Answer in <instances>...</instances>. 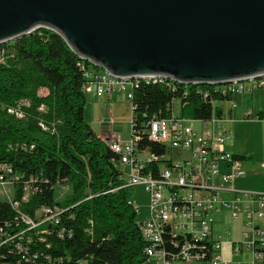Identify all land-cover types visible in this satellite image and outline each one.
<instances>
[{
  "label": "trees",
  "instance_id": "trees-1",
  "mask_svg": "<svg viewBox=\"0 0 264 264\" xmlns=\"http://www.w3.org/2000/svg\"><path fill=\"white\" fill-rule=\"evenodd\" d=\"M0 50V178L13 184L11 201L0 198V264H147L148 243L122 186L118 155L85 121L82 67H92L45 28ZM135 84L129 104L131 124L141 130L138 149L159 157L163 146L143 134L148 122L171 120L175 102L178 118L220 121L217 103L233 99L222 92L231 91L226 86Z\"/></svg>",
  "mask_w": 264,
  "mask_h": 264
},
{
  "label": "water",
  "instance_id": "water-1",
  "mask_svg": "<svg viewBox=\"0 0 264 264\" xmlns=\"http://www.w3.org/2000/svg\"><path fill=\"white\" fill-rule=\"evenodd\" d=\"M39 28L121 81L264 78V0H0V47Z\"/></svg>",
  "mask_w": 264,
  "mask_h": 264
},
{
  "label": "built area",
  "instance_id": "built-area-1",
  "mask_svg": "<svg viewBox=\"0 0 264 264\" xmlns=\"http://www.w3.org/2000/svg\"><path fill=\"white\" fill-rule=\"evenodd\" d=\"M3 55L0 50V64ZM82 69L85 70V95L94 94L100 98L122 94L131 103L133 90L139 84L108 82L92 68ZM263 87L264 82L241 85L229 93L241 95L248 89ZM185 120L174 116L171 120L148 122L143 134L151 141L159 140L164 149V155L160 157L149 151H139L138 132L141 130H137V123H130L127 141L115 137L108 142L110 150L118 155L123 188L142 186L150 196L149 220L137 221L142 237L148 243L146 263L229 264L222 255L220 238L213 237L215 219L223 208H227L234 217L243 215L249 229L241 243L247 253L243 264H264V196L249 192L238 194L233 189L234 180L243 173L238 159L225 149L227 137L219 120L214 117L208 122L189 119L191 127ZM110 121L113 124V119ZM174 151L186 155L175 161L171 158ZM154 162L157 165L155 171L149 169ZM3 170L11 174L9 168ZM12 185L10 179L0 178V188ZM223 194L232 195V198L225 201ZM13 206L16 209L17 203ZM135 210L137 212L136 207ZM21 220L34 226L24 216ZM2 234L0 229V239ZM234 253L239 256L240 248H235Z\"/></svg>",
  "mask_w": 264,
  "mask_h": 264
},
{
  "label": "crops",
  "instance_id": "crops-1",
  "mask_svg": "<svg viewBox=\"0 0 264 264\" xmlns=\"http://www.w3.org/2000/svg\"><path fill=\"white\" fill-rule=\"evenodd\" d=\"M87 95L90 96L93 111H95L98 115L103 112V105H106L107 108L108 105L113 108V106L117 104L115 96L98 98L94 94ZM224 104L220 103L222 115L219 125L222 132H224L227 137L225 149L228 153L238 159L240 170L243 173L242 176L234 180L232 187L238 194L249 192L264 196V118L258 117L259 114L264 115V87L248 89L241 95H233L232 101L224 102ZM87 105L88 103L86 100L85 115L88 108ZM128 105L130 106L129 103ZM109 112L111 113V108H109ZM110 117H112L111 114ZM110 120L111 118L109 121L100 120L98 123L89 122L92 132L104 142L106 140L108 142L111 138H120V135H117L109 130V125H113ZM196 128H199L198 124ZM129 137L126 139L121 137L120 139L127 141ZM133 188L135 187L129 188L127 191L129 192ZM224 195L231 196L232 198V195ZM129 202L132 204L130 198ZM222 210L229 209L223 208ZM219 215L216 217L214 224L218 222ZM243 223L245 225V219L243 220ZM241 243L242 242L232 243L229 241H222V255L229 264L244 263L247 253L243 249ZM237 247L240 248L241 252L239 256L234 253V250Z\"/></svg>",
  "mask_w": 264,
  "mask_h": 264
},
{
  "label": "rangeland",
  "instance_id": "rangeland-1",
  "mask_svg": "<svg viewBox=\"0 0 264 264\" xmlns=\"http://www.w3.org/2000/svg\"><path fill=\"white\" fill-rule=\"evenodd\" d=\"M244 84L248 85L249 83H244ZM86 100L88 103L87 105L88 108L85 115V121L88 125L89 122L98 123V121L100 120L109 121V119L111 118L113 119L114 122L112 126L108 124L110 126L109 130L113 133H116L117 135H120L119 136L120 138L122 137L123 139H126L129 137L130 123H131V109L128 103L126 102L124 95L122 94L115 95V100L117 104L113 106V108L109 105L108 108L106 105H103L104 107L103 112L100 115H98L95 111H93L91 107L92 102L89 95L86 96ZM217 106L221 107L220 103H217ZM109 108H111V113L109 112ZM173 112L176 116H179V104L176 102L174 103L173 106ZM110 114L112 117H110ZM184 119H186L185 122L187 123V125L191 127L192 123L189 121V118L184 117ZM195 127H197V124L195 125ZM185 155H186L185 152L174 151L171 155V158H173V160L175 161H179L182 158H184ZM166 159H170V156H166ZM63 191H64L63 189L58 188V192H57L58 196H61L63 194ZM12 195H13V189L11 186L8 187L6 186L3 189L0 188V198L3 197L4 199H11ZM128 196L132 204L137 208L138 212H137L136 220L138 222H145L149 220L150 196L145 192L144 187L137 186L133 188L131 191L128 192ZM222 197L225 200L231 198V196L224 194L222 195ZM42 213L43 212L38 211L35 215V218L38 222L43 220L41 216ZM243 220L244 219L242 215H238L237 217H234L233 213L230 210H222L221 214L218 217V222L214 224L213 237L215 239L220 238L221 245H222V241L225 242L229 241L232 243L243 242V235L245 233H248L249 231V229L244 225Z\"/></svg>",
  "mask_w": 264,
  "mask_h": 264
},
{
  "label": "bare ground",
  "instance_id": "bare-ground-1",
  "mask_svg": "<svg viewBox=\"0 0 264 264\" xmlns=\"http://www.w3.org/2000/svg\"><path fill=\"white\" fill-rule=\"evenodd\" d=\"M90 67H91V65H89ZM93 69H96L98 72H100V73H98V72H96V73H98L100 76H102L103 78H105L108 82H114V83H136V82H138V80H136V81H131V82H126V81H121V80H117V79H115V78H113V77H111V76H109L106 72H104L103 70H101V69H97V68H95V67H93ZM99 70H101V71H99ZM146 81H149V80H146ZM264 82V78H262V79H256V80H253V81H251V82H246V83H249V84H252V85H257V84H259V83H263ZM248 84V85H249ZM241 85H246V84H232V85H226V87H229L230 88V90L231 91H224V92H233V91H236V89H235V87L236 86H241ZM221 87H224V86H221ZM154 142H156V143H159V140H153Z\"/></svg>",
  "mask_w": 264,
  "mask_h": 264
}]
</instances>
